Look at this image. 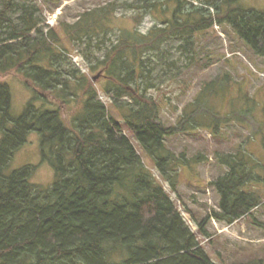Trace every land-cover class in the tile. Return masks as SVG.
<instances>
[{
    "label": "trees",
    "instance_id": "trees-1",
    "mask_svg": "<svg viewBox=\"0 0 264 264\" xmlns=\"http://www.w3.org/2000/svg\"><path fill=\"white\" fill-rule=\"evenodd\" d=\"M57 1L56 6L62 2ZM240 2H202L188 12L185 0H140L129 6L151 14L171 10V17L145 35L120 31L108 45L115 16L109 8L84 12L74 23L51 28L37 0H0V264H216L198 237L211 236L213 219L231 225L263 204L264 180L257 172L261 165L243 144L231 153L217 151V163L226 172L206 188L218 196V209L201 221L192 216L193 231L171 194L179 196L183 171H195L207 156H177L166 139L195 130L188 126L197 123L198 113L195 109L193 117L185 115L180 127H166L159 120L161 104L149 92L158 87L153 65L175 66L164 45L182 39L190 47L196 33L216 23L231 26L264 59V10ZM65 40L91 58L89 73L73 65ZM11 73L34 87L20 117L13 115L11 88L1 80ZM167 74L163 70L158 76ZM99 78L106 80L102 89ZM100 91L123 108V124L154 160L157 174ZM124 98L129 101L120 104ZM201 127L220 134L215 128L219 123ZM34 132L41 136L43 161L56 174L49 188L32 182L35 166L8 173Z\"/></svg>",
    "mask_w": 264,
    "mask_h": 264
},
{
    "label": "rangeland",
    "instance_id": "rangeland-1",
    "mask_svg": "<svg viewBox=\"0 0 264 264\" xmlns=\"http://www.w3.org/2000/svg\"><path fill=\"white\" fill-rule=\"evenodd\" d=\"M37 1L45 11V24L51 28L58 27L61 23H74L84 12L103 8L113 10L115 16L111 25L114 32L108 37V45L117 40L121 35L120 31L148 34L151 29L161 25V20L168 19L172 14L171 10H167L165 14H162L163 12L151 14L144 9L129 6L139 4L140 0H62L58 6L55 5L57 0ZM185 1L186 11L189 12L195 7L203 6V3L215 0ZM240 4L246 8L264 10V0H241ZM165 5L168 6V3ZM204 7L208 8L206 5ZM212 11L215 12L213 9ZM60 32L62 33L61 30ZM192 40L194 44L190 47H187L182 39H174L164 45V49L168 51L167 60L174 61L175 66L169 67L166 62L153 65L155 71L152 77L156 79L158 87L149 94L160 102L159 120L166 127H180L185 115L193 117L192 114L198 113L197 123L193 120L191 126H188L189 129L196 127L195 130L179 132L166 139L168 150L177 156L185 154L188 159H193L198 154L207 156L195 171H183L178 188L179 196L171 194L186 221L192 226L193 231H196L192 216L201 221L214 209H218V196L213 189L206 188L209 183L223 176L226 170L217 163V151L231 153L233 152L231 150L238 143H244L247 137H256L260 134L263 140L262 148L258 150L255 146H250L249 142L246 144L249 152L254 156L256 154V160L261 165L257 172L264 180V117L252 118L256 111L261 112L262 108L242 105L240 100H237L243 97L241 94L238 95V91L243 87L247 88L249 93L264 87V59L254 54L233 28L226 24L216 23L210 30L196 33ZM64 46L72 52L69 57L73 65L84 73H89L91 58L75 51L73 44L67 40L64 41ZM232 53L236 54L233 57L227 56ZM101 55L102 53L97 54ZM163 70L168 74L160 79L158 75ZM97 72H93L92 76H96ZM227 74L229 78L226 77ZM1 80L11 88L13 115L20 117L34 95L33 85L16 73L6 75ZM99 80V87L102 89L106 80L104 78ZM100 98L122 123L125 133L141 151L139 153L146 164L157 174L154 160L141 150L140 144L123 124L121 111L123 108L115 107L113 100L101 91ZM125 101H129L128 98L118 100L120 104H124ZM190 103L195 104L188 107ZM195 109L197 113L194 112ZM241 111L251 114L245 119L250 126L248 132L234 122ZM65 117L67 120V112ZM211 121L214 125L219 123V127H215L220 133L218 136L213 135L211 129L201 127L208 126ZM26 166L37 167L32 178L35 185L49 188L55 183V171L51 164L43 161L41 136L36 132L29 136L28 143L14 156L8 173ZM164 186L170 192L166 183ZM262 189L264 190V185ZM208 232L210 237L204 238L199 235L198 238L202 248L216 264H234L252 258L264 260V200L251 217L234 224L228 225L212 220Z\"/></svg>",
    "mask_w": 264,
    "mask_h": 264
},
{
    "label": "crops",
    "instance_id": "crops-1",
    "mask_svg": "<svg viewBox=\"0 0 264 264\" xmlns=\"http://www.w3.org/2000/svg\"><path fill=\"white\" fill-rule=\"evenodd\" d=\"M240 94L243 97L237 98V100L239 99L240 103H242V105L256 107V109L258 107L262 108L261 112L256 111V114H254V116L252 118L253 119L263 118L264 117V107H263V105H264V87L257 88L256 91L253 93H249V90L247 88L243 87L238 91V95H240ZM256 104H258V105L260 104L261 106L260 105L257 106ZM247 115H251V114L244 112V111H241L238 114V116L236 117V120L234 121L236 125L240 126L242 128V130H245L246 132H248V129L250 127L248 125V122L245 121V119H248ZM221 128H222V126H221ZM262 141L263 140H262L261 135L258 134L256 137H254V136H251V138L247 137V139L244 140V143H238V144L245 145L247 150H248V145L246 143L249 142L250 146H255V148L259 150L260 148H262V145H261ZM248 152H249V150H248ZM252 156L255 157L256 154H255V156H254V154Z\"/></svg>",
    "mask_w": 264,
    "mask_h": 264
},
{
    "label": "built area",
    "instance_id": "built-area-1",
    "mask_svg": "<svg viewBox=\"0 0 264 264\" xmlns=\"http://www.w3.org/2000/svg\"><path fill=\"white\" fill-rule=\"evenodd\" d=\"M228 56L230 57V56H232V54H228Z\"/></svg>",
    "mask_w": 264,
    "mask_h": 264
}]
</instances>
